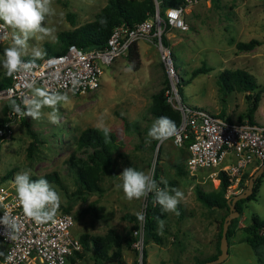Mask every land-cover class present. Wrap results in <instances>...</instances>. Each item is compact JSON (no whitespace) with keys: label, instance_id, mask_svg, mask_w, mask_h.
Returning a JSON list of instances; mask_svg holds the SVG:
<instances>
[{"label":"rangeland","instance_id":"374dc122","mask_svg":"<svg viewBox=\"0 0 264 264\" xmlns=\"http://www.w3.org/2000/svg\"><path fill=\"white\" fill-rule=\"evenodd\" d=\"M106 1L54 0L52 7L63 16L51 18L48 26L56 25L58 42L53 44L30 39L29 46L39 47L45 52L48 48L60 51L64 47L60 32L94 19ZM183 16L187 28H166L160 14L161 29L165 30L170 46L174 73L168 74L157 39L152 36L140 39L136 41L141 61L138 68L130 65L125 54L118 56L103 66L98 88L74 95L70 91H61L67 93L70 100L67 105L59 107V125L48 121L47 113L51 109L45 107L40 120L13 118L9 122L10 137L0 143L1 176L11 171L5 178L14 179L22 170H30L33 180L49 175L47 180L61 197L58 212L68 210L75 218L72 233L104 235L108 228H114L122 237V258L127 264L140 262L139 248L134 244L139 237L134 230L140 226L143 247L151 264H193L209 257L217 251L218 222L226 213L225 207H208L196 197L195 185L215 191L219 189V183L206 177L211 168H199L194 174L188 171L185 164L188 145L183 141L177 144L175 136L164 142L158 141L156 145L147 137L149 128L157 119L151 111L154 93L165 86L166 101L175 110H178L175 107L178 99L209 112L237 102L239 106L233 104V109L235 115L244 113L241 118L247 117L246 111L256 102L252 118L264 124V0H196L185 5ZM251 38L260 40V44L252 49H237V40ZM10 43L9 38L0 48L1 59L4 48ZM201 65L210 69L191 77L192 70ZM224 68H243L254 76L258 87L249 98L243 99L241 93L244 91L236 84L233 88L235 92L227 91V86L219 80V73ZM4 75L5 70L1 68L0 79ZM179 77L185 79L179 85L180 93H167L166 80L170 88L171 79L177 82ZM169 95H172L171 99ZM255 95H258V100H255ZM5 103L0 101V116ZM101 118L116 135L112 146L115 172H101L98 181L102 191L89 192L80 187L76 172L78 167L86 166L88 155L95 147L80 146L77 138L83 128L96 126ZM30 142L34 146L29 154ZM176 164L181 172H177ZM126 167L152 176L160 188L169 191L178 188L184 193V199L178 205L179 215L162 213L160 205L154 204L158 216L154 218L152 232L160 235L159 240L150 237L144 243V223L140 225L136 216L137 212L145 211L147 198L128 201L122 189L117 187L121 183L119 174ZM247 183L246 178L232 189L238 193L246 188ZM240 208L244 220L239 219V212L236 226L228 238V255L216 264H264V239L253 249L245 238L252 217L264 218V173L255 195L244 199ZM161 220L164 221L162 233L158 230ZM127 236L135 239L131 246L126 245ZM4 248L5 245H0L3 255ZM80 254L78 257L74 255L76 264L101 263L99 258L96 260L94 257L92 244L87 248L83 246ZM3 255H0V264H5ZM68 264H71L70 261Z\"/></svg>","mask_w":264,"mask_h":264},{"label":"built area","instance_id":"2783aa9c","mask_svg":"<svg viewBox=\"0 0 264 264\" xmlns=\"http://www.w3.org/2000/svg\"><path fill=\"white\" fill-rule=\"evenodd\" d=\"M194 1L196 0H187V3ZM187 3L165 8L164 23L178 29L187 28L183 16ZM0 34H10V29L3 21H0ZM161 34L160 12L156 2L153 16L133 25L124 22L115 25L103 46L84 48L70 43L64 52L45 55L43 59L37 60L36 66L30 71L15 74L9 84L0 87V101L8 102L11 92L23 108L22 96L32 97V92L26 85L33 80L36 86L48 92H72L71 81L74 77L82 81V86L75 93L81 94L96 89L101 85L104 65L110 64L122 54L127 55L132 42L151 36L157 39L159 52L170 75L174 73L171 50L168 44L163 43ZM5 41L0 42V47ZM176 86V81L171 79L167 93L170 91L171 94L178 95ZM171 96L169 95V99ZM175 107L180 112V123L177 127L179 141L191 136L186 158L188 171L194 174L199 168H211L208 173L211 177L217 172H223L230 182L228 191L236 193L237 190L232 189V186L240 184L245 169L253 162L264 160V124L250 122L248 119L228 120L199 107L186 105L180 99ZM7 117L10 120L5 122L6 125H9L13 118H22L11 108ZM0 135V143L9 138L10 125L7 129L0 128ZM175 140L177 141L176 136ZM227 156L230 158L228 161ZM5 212L20 225L19 238L13 241L7 238L6 228L0 224V243L5 245L2 257L5 264H67L69 257L82 248L78 235L71 231L75 221L71 212H58L52 220L36 223L24 215L17 199L14 179L0 175V218ZM141 227L134 230L139 234L134 243L139 248V264L142 263L143 249ZM8 257L12 259L9 261Z\"/></svg>","mask_w":264,"mask_h":264},{"label":"trees","instance_id":"16d2710c","mask_svg":"<svg viewBox=\"0 0 264 264\" xmlns=\"http://www.w3.org/2000/svg\"><path fill=\"white\" fill-rule=\"evenodd\" d=\"M156 1L158 2L159 12L163 16V11L170 5H178L185 4L187 0H107L103 7L98 11L95 15V18L87 21L79 26H76L72 29L64 30L60 32V37L62 38V43L64 47L60 51H55L50 48L47 49L46 55H51L55 53L64 52L67 48V45L70 43H75L78 46L84 48H90L92 46H103L106 43V40L111 33L113 27L120 23H127L129 25H133L139 21L144 20L147 17L153 16L156 10ZM101 18H105L107 23L101 25L99 22ZM169 25L165 24L167 28ZM161 39L163 43L168 44V40L165 36V30L162 31ZM260 40L256 38H251L247 41L237 40L235 45L237 49H252L256 45L260 44ZM130 65L133 68H138L140 61V52L138 49V45L136 41L132 42L128 53L126 55ZM23 59H31V57H24ZM210 69L207 65H201L194 68L191 72V77L195 76L199 72L208 71ZM184 78L179 77L176 82L178 93H180L181 83L184 82ZM219 80L223 82L225 86H227V90H231L234 86L237 85L238 89L250 90L247 94V97L252 95V90L258 87V84L254 78V76L249 73L246 69L243 68H224L219 73ZM11 82V77H7L4 75L0 79V87L7 85ZM168 83V84H167ZM167 88H169V81L166 80ZM236 84V85H235ZM165 86L162 87L159 91L154 93V103L152 106V112L155 115V118H159L161 116H166L170 118L175 124L179 125L180 123V112L178 110L172 109L169 103L166 101V96L164 93ZM258 95H255V100H258ZM9 101L6 102L2 106V114L0 116V128L7 129L9 125H6L5 122L10 120L7 117V113L10 109L8 106ZM256 102L253 103V106L249 107L246 111L248 116V120L250 122H255L252 118V112ZM192 106V105H191ZM256 107V106H255ZM126 121V120H125ZM127 123V121H126ZM1 139V135H0ZM116 139V135L110 130L107 136L104 135L102 131H100L96 126H87L83 128L77 138L78 144L80 146L93 145L94 150L88 155V162L85 167H78L76 172V178L79 182L80 187H84L87 191H102V187L99 185V175L101 172L104 173H114L115 169L113 166V151L112 146L114 140ZM183 143L188 145L191 141V136L184 138ZM154 144L158 141L153 140ZM33 142L29 143L28 152L29 154L33 150ZM177 172H181V168L178 164L175 165ZM262 172L254 179L252 192L246 196L239 198L235 202L236 209L242 212L240 208V203L251 196H254L259 187V182L261 177L263 176ZM11 174V171H8L4 174V177H8ZM251 174L245 173L244 178L248 179ZM220 182L218 190H204L199 185H195L196 197L201 200L208 207H225L226 213L221 217L218 222V231L216 236V248L217 251L214 252L209 257H206L196 263L200 264L203 261L215 259L220 252V238L222 233V223L225 215H227L229 208L227 203V198L229 196L225 195L227 187L229 185L228 177L221 172L220 173ZM49 175L43 177L47 179ZM32 179V178H31ZM241 180V182H243ZM242 184V183H241ZM235 195V194H233ZM154 197L149 194L146 200L145 211L146 212V222L144 223L145 229V238L144 243L148 242V238L153 237L156 240L161 239L160 235L155 232L153 223L154 218L158 216V212L154 205ZM70 212L68 210H65ZM238 218L234 217L231 219L230 224L228 225L226 234L227 240L229 236L232 235L233 229L236 226ZM233 226V228H232ZM264 218L252 217V223H249V233L246 235V241L250 244V246L254 249L257 245L264 239ZM79 239L81 241L82 247L87 248L89 244L93 246V253L96 260L101 262L100 264H106L108 262H117L118 264H127L122 258V237L116 232V230L112 227L108 228L104 235H90L88 233H83L79 235ZM135 239L132 236L125 237V242L127 246H131L132 242ZM229 243V241H228ZM74 255L77 257L80 256V250H76ZM74 255L69 257L71 264H76V258ZM73 256V257H72ZM68 264V263H67ZM141 264H149L147 261V250L145 247L142 249V263ZM216 264V263H214Z\"/></svg>","mask_w":264,"mask_h":264},{"label":"clouds","instance_id":"9594fccd","mask_svg":"<svg viewBox=\"0 0 264 264\" xmlns=\"http://www.w3.org/2000/svg\"><path fill=\"white\" fill-rule=\"evenodd\" d=\"M53 2L54 0H0V21H3V24L11 29L9 35L0 34V42L9 38L11 40L10 45L4 48L3 58L0 59V67L5 70L7 77H14L19 72L30 71L36 66V61L43 59L46 55V52L41 48L30 47V39L48 41L53 44L58 42V29L55 24L48 26V21L57 15L63 16V13H57L56 9L52 7ZM99 22L101 25L107 23L105 18H101ZM24 57H31V59L25 61ZM71 85V91L74 95L82 86V81L80 78L74 77ZM26 87L32 92V97L22 96L23 108L13 98V94L9 93L8 106L11 110L19 116L40 120L44 116L42 109L47 107L51 109L47 113L48 121L59 125V107L69 103V95L58 91H45L36 87L34 80L28 83ZM96 127L105 136L110 132L103 118L98 121ZM173 136L177 137L176 142L179 144L177 125L166 116L154 120L147 133L148 138L160 142H164ZM146 142L150 143V140H146ZM119 175L121 183L117 187L122 189L126 200L146 199L149 194H153V202L160 205L162 213L179 215L178 205L184 199V193L178 188H172L170 191L166 188H160L152 176L133 167L124 168ZM14 184L18 202L26 217L38 224L55 217L61 206V197L47 179L41 177L33 180L30 170H22L15 175ZM170 192L174 194H170ZM136 216L141 224L146 222V212H137ZM0 224L5 226L7 238L13 241L19 238L20 225L7 212L0 218ZM163 228L164 221L161 220L158 230L162 233ZM11 259L8 257L9 261Z\"/></svg>","mask_w":264,"mask_h":264},{"label":"water","instance_id":"95a60500","mask_svg":"<svg viewBox=\"0 0 264 264\" xmlns=\"http://www.w3.org/2000/svg\"><path fill=\"white\" fill-rule=\"evenodd\" d=\"M264 171V161L255 169V171L250 175L248 178V183L246 185V188L235 195H232L227 198L228 208L229 212L227 215H225L223 223H222V233L220 238V252L218 253L217 257L215 259H210L203 261L200 264H214L219 263L228 255V240H227V228L228 225L231 222V219L234 217H237L239 215V211L236 209L235 202L242 197L248 196L253 189V183L254 179L260 175Z\"/></svg>","mask_w":264,"mask_h":264},{"label":"crops","instance_id":"0c3cea01","mask_svg":"<svg viewBox=\"0 0 264 264\" xmlns=\"http://www.w3.org/2000/svg\"><path fill=\"white\" fill-rule=\"evenodd\" d=\"M5 43H6V41H5ZM4 43V44H5ZM3 44V45H4ZM2 45V46H3ZM1 46V47H2ZM0 47V48H1ZM1 59V58H0ZM1 68L2 67H0V71H1ZM232 69H234V68H232ZM36 87H38V86H36ZM237 90V89H236ZM228 92H235L233 89H231V90H227ZM242 91H244L243 93H241L242 95H243V99L244 98H248L247 97V94L250 92V90H243L242 89ZM251 92H253V90L251 91ZM246 100V99H245ZM224 102H226V99H224ZM233 104H235V105H238L239 106V104H237V102H230L229 104H228V106L225 108V107H221V108H218L216 111H213L212 113H214V114H217V115H219V116H222V117H224V118H226V119H228V120H234V121H236V120H239V119H242V120H245V119H248V116L247 117H245V118H241L242 116H243V114L244 113H238V114H236L235 115V111H234V109H233V107H234V105ZM211 112V111H210ZM237 118V119H236ZM242 120H240V121H242ZM254 120V119H253ZM255 121V120H254ZM257 123V122H256ZM260 124V123H259ZM189 152V151H188ZM187 156H188V153H187ZM187 158V157H186ZM230 159V158H229ZM264 161V160H263ZM185 162H186V160H185ZM262 162H253V163H251L246 169H245V171H244V173H243V175H242V178H241V180H243V177H244V174L245 173H248V174H252L254 171H255V169H257V167L261 164ZM186 164V163H185ZM212 170V169H211ZM210 170V171H211ZM209 171V172H210ZM208 172V173H209ZM208 173L206 174V177L207 178H210L211 176H208ZM219 172H217V174H215V175H213L211 178L213 179V180H216L218 183L220 182V173L218 174ZM245 179V178H244ZM240 183H243V182H241L240 181ZM227 191H228V189H227ZM236 194V193H235ZM225 195H227V196H232L233 194H228L227 192H226V194ZM215 207V206H214ZM213 208V207H212ZM218 208H222V207H218ZM239 219H242V220H244V216L242 215V212H241V214H240V218ZM242 223V222H241ZM239 226H240V221H239ZM78 237H79V235H78ZM205 242H207V241H205ZM0 245H4L3 243H0ZM215 246H216V244H215ZM196 248H197V246H196ZM195 248V249H196ZM147 261H149V259H148V257H147ZM149 264H151V262L149 261L148 262Z\"/></svg>","mask_w":264,"mask_h":264}]
</instances>
